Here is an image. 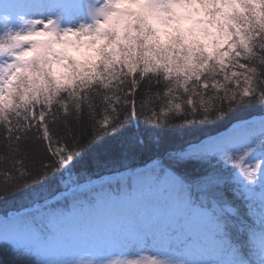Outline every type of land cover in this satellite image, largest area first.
I'll return each mask as SVG.
<instances>
[{
	"label": "snow or ice",
	"instance_id": "6c2138e0",
	"mask_svg": "<svg viewBox=\"0 0 264 264\" xmlns=\"http://www.w3.org/2000/svg\"><path fill=\"white\" fill-rule=\"evenodd\" d=\"M231 2L249 7L218 46L204 48L193 24L173 19L171 36L183 47L112 61L73 51L69 58L91 61L93 73L43 99L16 87L20 54L11 52L16 59L0 70V201L25 203L0 214V264H86L84 253L95 257L89 264H106L107 253L131 248L153 250L150 264H264V0ZM144 3L162 9L172 0ZM84 8L94 24L61 28V10L45 28L96 34L101 10L94 0ZM228 112L222 132L198 128ZM141 127L157 133L154 144ZM164 129L192 138L177 143ZM145 150L153 154L134 163ZM188 162L205 170L188 176Z\"/></svg>",
	"mask_w": 264,
	"mask_h": 264
},
{
	"label": "clouds",
	"instance_id": "9594fccd",
	"mask_svg": "<svg viewBox=\"0 0 264 264\" xmlns=\"http://www.w3.org/2000/svg\"><path fill=\"white\" fill-rule=\"evenodd\" d=\"M14 2L3 0L0 5V45L4 46L0 49V70L16 59L11 52L19 53L20 66L15 75L20 80L16 87L31 86L39 90L42 99L45 90L50 92L66 80L93 73L91 61L77 62L69 58L73 51L86 49L94 56L103 52L108 61L137 52L147 53L150 57L167 56L172 48L183 47L185 43L183 37L171 36L170 21L173 19L193 24L204 48L218 46L226 38L233 19L249 7L231 0H172L170 6L162 9L146 6L144 0H94L101 10L96 34L73 31L57 35L52 26L45 28L48 19L57 20L56 15H25L13 10ZM88 2L83 0L84 4ZM14 19L16 23H13ZM29 20L37 23L25 22ZM5 22L8 28L3 26ZM87 23L95 22L88 17ZM59 26L73 27L64 25L61 20ZM33 42L39 47L33 48ZM16 44L20 46L17 48ZM98 70L104 72V64H100Z\"/></svg>",
	"mask_w": 264,
	"mask_h": 264
},
{
	"label": "rangeland",
	"instance_id": "374dc122",
	"mask_svg": "<svg viewBox=\"0 0 264 264\" xmlns=\"http://www.w3.org/2000/svg\"><path fill=\"white\" fill-rule=\"evenodd\" d=\"M62 10V23L64 25H77L81 22H87L83 0H41V3L34 5L25 10V15H56ZM14 23L17 21L14 19ZM155 252L145 248L116 249L107 253L104 257L106 264H128L129 261H139L140 264H150ZM80 259L89 264L94 262L95 257L91 254L84 253Z\"/></svg>",
	"mask_w": 264,
	"mask_h": 264
},
{
	"label": "trees",
	"instance_id": "16d2710c",
	"mask_svg": "<svg viewBox=\"0 0 264 264\" xmlns=\"http://www.w3.org/2000/svg\"><path fill=\"white\" fill-rule=\"evenodd\" d=\"M14 23V22H13ZM250 111L253 112V114H258L259 109L258 107L253 108L252 110H245L244 112L238 113L239 115L246 116L247 114L250 113ZM233 119V113L228 112L225 117H223L221 120H216V121H211V122H205L204 124L198 125V128L200 129L201 132L204 134H212L214 132H222L224 129L227 128V126L230 124L231 120ZM141 125H143V120H141ZM162 134L165 136L167 139L174 140L177 143L182 142L185 139H189L192 137H189L186 135L184 132H181L179 130H173V129H164L162 130ZM199 134V133H198ZM138 135L144 137L148 143L154 144L155 139L157 136L156 132H151L148 129L141 127L139 129ZM224 135L227 136L229 135L228 132H224ZM153 154L152 150H145L144 152L138 154L135 157V160L133 161L134 163H143L149 156ZM103 163V161H101ZM204 165H201L196 162H188L184 165L181 166V171H183L186 175L195 177L199 174H201L205 170ZM96 171H103V168H96ZM59 176L57 175V180H59ZM71 179L73 178H66L63 183H70ZM22 203L19 201V199L13 200L12 198H7L4 201H0V214H3L6 210L9 208L13 207H20ZM6 261H11L14 258L11 256V254L5 256Z\"/></svg>",
	"mask_w": 264,
	"mask_h": 264
}]
</instances>
